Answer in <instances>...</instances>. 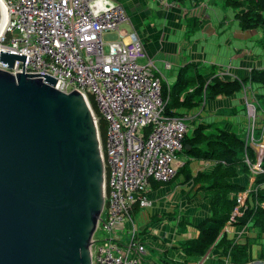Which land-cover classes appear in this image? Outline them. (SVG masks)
Returning a JSON list of instances; mask_svg holds the SVG:
<instances>
[{
  "label": "built area",
  "instance_id": "2783aa9c",
  "mask_svg": "<svg viewBox=\"0 0 264 264\" xmlns=\"http://www.w3.org/2000/svg\"><path fill=\"white\" fill-rule=\"evenodd\" d=\"M0 3L8 14L6 29L0 35V53L27 56L26 72L57 78L55 87L61 91H80L97 123L99 116L107 122L106 141L101 142L105 203L96 230L104 231L106 238L97 239L95 232L92 264H144L147 251L132 213L136 204L151 203L148 192L154 182L169 183L177 176L178 157L190 133L188 116L165 113L164 77L152 61L141 62L148 55L136 31H121V39L107 42L106 52L104 35L120 31L121 25L129 21L120 2ZM23 66L21 60H16L13 67L0 61V69L13 74L22 72ZM90 95L98 111L93 108ZM251 141L256 150L263 149V153L258 149V161H249L255 177L264 172V144L255 139L254 127ZM250 192L249 188L238 194L237 207L225 231L243 214ZM208 251L204 257H208Z\"/></svg>",
  "mask_w": 264,
  "mask_h": 264
},
{
  "label": "water",
  "instance_id": "95a60500",
  "mask_svg": "<svg viewBox=\"0 0 264 264\" xmlns=\"http://www.w3.org/2000/svg\"><path fill=\"white\" fill-rule=\"evenodd\" d=\"M26 58L0 53L24 62L0 69V264H92L105 203L98 123L80 91L26 72Z\"/></svg>",
  "mask_w": 264,
  "mask_h": 264
},
{
  "label": "crops",
  "instance_id": "0c3cea01",
  "mask_svg": "<svg viewBox=\"0 0 264 264\" xmlns=\"http://www.w3.org/2000/svg\"><path fill=\"white\" fill-rule=\"evenodd\" d=\"M114 1L123 4L129 16V21L124 23L127 28L122 24L120 31H116L119 39L121 31H136L148 55L141 62L152 61L158 74L164 77L163 83L168 86L177 81L183 69L188 75L200 72L206 78L217 74L225 79H234L249 76L254 68H264L261 57L264 54V26L242 29L236 17L237 10L227 6L225 0H185L182 3L175 0H163L164 3L161 0ZM228 8H231L229 15ZM253 30H257V45L255 43L250 48L246 41L254 38ZM260 33L263 34L262 39ZM259 98L255 95L253 99L257 102ZM198 108L184 109L180 115L188 114V119L190 117L196 123L201 117ZM206 108L208 119H229L231 125L226 129H244L246 103L241 92L209 100ZM224 113L230 118L222 116ZM257 142L264 144V133L258 136ZM259 149L263 153V149ZM198 163L203 166V161ZM204 167L211 170L213 164L207 163ZM233 181L248 185L251 190L256 189L252 174ZM183 185L182 177L152 185L148 192L151 203L135 206L138 211L132 214L139 227V237L147 248L144 264H225L224 260L228 259L222 256V249L216 245L209 249L208 257L185 254L182 243L199 236L196 226L211 216L212 211L209 199L198 189L199 186L190 195H185ZM257 231L252 223L232 225L226 231L235 242L249 243L250 261L246 264H264L262 259H257L264 248V235L258 238Z\"/></svg>",
  "mask_w": 264,
  "mask_h": 264
},
{
  "label": "trees",
  "instance_id": "16d2710c",
  "mask_svg": "<svg viewBox=\"0 0 264 264\" xmlns=\"http://www.w3.org/2000/svg\"><path fill=\"white\" fill-rule=\"evenodd\" d=\"M175 1L182 3L185 0ZM225 4L239 9L236 17L242 29L249 30L264 26V0H225ZM247 83L264 87V68H254L249 76L234 79H225L217 74L206 78L200 72L188 75L183 69L173 85L168 86L163 83V94L167 99L165 113L180 115L181 109L197 107L204 99L209 101L220 96L231 97L241 92ZM185 91V98L181 101L180 95ZM89 100L95 111H98L92 95L89 96ZM98 125L101 141L104 144L107 122L102 116H99ZM209 126L200 124L191 134H187L182 153L188 157V160L181 168L179 167L178 174L174 178L176 180L182 177L183 182L192 183L195 187L199 186L198 189L204 193L205 198L209 199L212 211L211 216L206 217L196 226L200 231L199 236L183 242L182 248L188 256H202L216 245L222 249V256L227 257L230 263L246 264L250 261L249 243L235 242L224 230L237 204L238 194L249 189L248 185L233 181L244 174H251L250 165L245 162V140L233 130L216 126L214 131H211ZM188 143L191 145L189 149L186 148ZM246 151L251 160L255 161L256 150L248 147ZM193 161L211 162L213 168L200 169L194 173ZM254 182L256 189L249 193L243 214L238 216L233 224L252 223L260 233H264V205H262L264 172L257 174ZM157 184L161 183L154 182L153 186ZM137 211L134 208L133 214L135 215ZM260 257L264 261V249Z\"/></svg>",
  "mask_w": 264,
  "mask_h": 264
},
{
  "label": "rangeland",
  "instance_id": "374dc122",
  "mask_svg": "<svg viewBox=\"0 0 264 264\" xmlns=\"http://www.w3.org/2000/svg\"><path fill=\"white\" fill-rule=\"evenodd\" d=\"M246 6L247 5L245 4V7ZM232 8H234V7H232ZM234 9L237 10V12L239 11V9H236V8H234ZM229 10H231V8L230 9L228 8L227 12ZM229 13L230 12H228V15H229ZM122 27L127 28L125 24ZM255 29H257V28H255ZM252 34L254 35L253 36L254 38L246 41L247 45L250 48H253V45L255 43L257 45V30H253ZM263 34H264V31H263ZM263 34H261V39H262ZM113 39H119L118 33L116 31L106 33L104 35V40L106 43L105 44L106 52H108V50H109V45L107 44V42L109 40H113ZM229 52H231V50ZM261 57L264 61V54H262ZM252 86H253V83H247L245 85V87L243 88V90L241 91V94L245 98V103H246V113H245L246 121H244V123H242V125L245 124L244 129L243 130L242 129L241 130H236V129L233 130V131L239 133L242 137H244L245 148H246L245 149V160H246L245 162H247L248 164H249V161L250 162L258 161V149H259L258 147H257V150L255 149V147H253L256 150V160L255 161L251 160V158L248 156L247 151H246L248 149V146L252 147L251 145H256L255 143H252V141H251L252 140L253 127H254L255 139H258V136H261L264 133V90L262 89L264 87L261 85L254 86V87H252ZM185 94H186V91L180 95L181 101L185 98ZM255 95H257V98L260 97L257 100V102L255 101V99H253L255 97ZM207 103H208V101L206 99H204L203 102H201L200 105L198 106L199 107L198 110H201V117H200V119L196 120V123L191 121L190 117L187 120V125L189 126L190 134L193 132L194 128L200 124L210 125L209 127H210L211 131H214V128L216 126L222 127L224 129H226L225 127H230L231 122L227 118H222V120H214L213 117H210V119L207 118L206 113H208V111H207V108L205 109ZM250 108L252 109V111ZM181 111H184V109H181ZM250 111H251V114L249 113ZM182 113H184V112H182ZM183 115L188 116V114H183ZM222 116H228V118H230V115L225 114V113L222 114ZM195 117L196 116H193L192 118H195ZM228 130H232V129H228ZM247 137L249 138V141H248ZM100 139H101V136H100ZM259 151H260V149H259ZM178 159H179V164H180L179 167L181 168L184 165V163L188 160V157L185 154L181 153V154H179ZM207 163L212 165L211 162L203 161V166H202V163H198V161H193L192 162V168H193L194 173H196L200 169H202V170L207 169L204 167V165H206ZM251 174H252V171H251ZM244 175H249V173L244 174ZM182 180H183V178H182ZM183 184H184L183 187L186 190L184 192V194L190 195L191 191L193 189H195V186L192 183H191V185H190V183L188 184V182H183ZM236 207H237V204L235 205L233 211L235 210ZM135 222H136V220H135ZM136 225H137V222H136ZM137 227H138V225H137ZM138 229H139V227H138ZM262 235H264V233H260L258 230L257 231L258 238H261L260 236H262ZM96 238L100 239L102 241L103 239L106 238V233L104 231H102L101 229H99L96 232ZM262 249H264V248H262ZM146 250H147V248H146ZM257 259H261V257L259 256V257H257ZM224 263L226 264V260H224ZM155 264H158V263L156 262ZM159 264H160V262H159Z\"/></svg>",
  "mask_w": 264,
  "mask_h": 264
},
{
  "label": "bare ground",
  "instance_id": "6f19581e",
  "mask_svg": "<svg viewBox=\"0 0 264 264\" xmlns=\"http://www.w3.org/2000/svg\"><path fill=\"white\" fill-rule=\"evenodd\" d=\"M3 7V10H4V22H3V25L1 26L0 28V35L5 31L6 29V25H7V20H8V14L6 12V9Z\"/></svg>",
  "mask_w": 264,
  "mask_h": 264
}]
</instances>
